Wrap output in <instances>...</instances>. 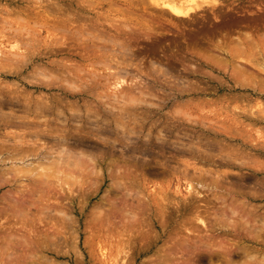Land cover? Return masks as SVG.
<instances>
[{"label": "rangeland", "instance_id": "rangeland-1", "mask_svg": "<svg viewBox=\"0 0 264 264\" xmlns=\"http://www.w3.org/2000/svg\"><path fill=\"white\" fill-rule=\"evenodd\" d=\"M41 1L0 0V211H2L0 215L5 213L2 215L5 218V215L11 212V215L7 214L6 221L0 222V253L2 250L4 253L0 256V264H18L19 261L25 264L28 262L29 264H49L50 261L54 264H108L102 253L114 254L115 259L118 258L116 259L117 264H166L160 263L166 255H169L168 263L172 261L173 264H193L194 262V264H234L232 261H236L234 259H238L237 255L241 254L238 249L231 248L235 242H238L240 247L244 245L248 252L251 251L254 254L251 253L253 256L256 254L258 258L264 256V231L262 229L264 228L263 91L261 88H258L260 93L258 89L256 92L252 91V86L246 89L233 88L234 82L230 81V68L224 69L225 72L223 67L217 68V70L212 69L210 64L202 58L203 56L198 55L202 51L201 49L210 43L207 41L213 43L221 36L224 37L225 33L226 40H228L227 38H230L231 35L235 36L234 34H236L237 36L240 32L241 34L248 32L254 36L253 38L259 40L257 42L261 41L262 45L259 48L263 58L264 42L260 36L264 34V9H262L264 0H224L225 3L231 2L234 7H238L239 13L236 11L237 9L235 12L234 10L227 12V7L224 6L226 8L223 10H226L223 15L219 16L221 22L213 18H211L213 21L210 19L211 16H214L215 10L213 13L207 9L205 12L197 10L190 17L196 20L191 22L195 27L198 26L196 29L190 24V19L189 21L186 19V22V20L178 19L166 11V3L169 0H162L163 2L157 0L155 1L156 5L154 0ZM174 1L177 2V0ZM164 3L165 5H163ZM225 13H231L234 18L231 15H225ZM226 18L229 19V23ZM207 19L211 20L213 26L208 23L211 26L208 27L205 23ZM232 20L239 22L235 24ZM197 28L202 29V32ZM189 31L192 32L188 33ZM206 31H211V34L210 32L206 34ZM200 32L204 33V37L200 36ZM216 32L223 34H219V36L216 34L218 36L216 39L213 37ZM205 36H207V41ZM193 42L195 43L192 44ZM196 47L201 48L199 52ZM177 49L178 51H176ZM204 51L206 50L204 49ZM124 52L126 53L124 54ZM257 75L263 76L261 73ZM230 96H234V98L231 97L230 100H227ZM235 98H241V100ZM242 99H244V104ZM231 100L233 103H230ZM238 101L241 102L238 103ZM40 102L43 103L42 106L45 105L41 107ZM35 103L38 107L33 106L36 105ZM46 104L48 105L46 106ZM237 106L240 107V110L237 109ZM40 109L43 112L41 111L39 115ZM74 109L79 111L75 112ZM71 110L75 114L70 112ZM35 119L40 122H35ZM28 124H32L33 127L32 125L28 127ZM36 126L37 128H35ZM208 143L210 144L208 145ZM75 149L79 152L75 153ZM125 150H128V153ZM120 151L124 154H121ZM137 154H139L138 157ZM66 155L68 157L74 155L83 157L84 155V159L82 157L80 159L85 160L86 164L90 166L84 165L85 167L79 168L80 170L73 167L74 171L72 168L69 170V166L63 162L64 167L62 164L61 166L62 160L58 159L59 157L65 158ZM75 156L74 158H78ZM57 159L60 166L57 164L58 167H54ZM132 159L136 161L133 162ZM53 162L54 164H52ZM51 165L54 168L48 170L47 168H50ZM16 167L21 170L17 172ZM54 169H58L59 174ZM120 170L121 172H119ZM66 171L68 173L73 171V177L77 176V182L69 185V188H67L68 185L65 186L67 181H64V186H60V182L64 183L61 181V177L64 179L63 174L70 175ZM45 172L47 175L49 172V175L52 173V178L40 177ZM137 173L138 175H136ZM155 174L156 176H154ZM124 176L129 181L123 178ZM89 180H92L91 183ZM116 180L120 181L119 184ZM188 184L192 185V190L190 187L187 190ZM31 189L33 194L30 193ZM135 190L136 192H134ZM23 193L24 195H22ZM221 195L227 197V203L236 205L241 201L237 207L243 211L246 209L245 217L249 218V230L255 227L256 229H253V232L250 230L249 233V231H244L246 229L236 227L235 232L234 229L231 230V225V227L228 226V229L221 226L219 228L222 229L217 228L212 232L215 239L221 240L225 244L222 252L218 251L219 257L218 254L212 255L214 251L209 252L208 248L206 250L200 247L202 256L198 258V253L194 256L192 254L193 258L196 255L194 262L192 263V259L187 262V257L192 258V256L190 257L186 247H188L187 244L191 245V240L194 244L195 235L188 234L185 229L194 228L196 225L200 228L195 219L196 215H200L201 212H204L205 216L207 210L210 212L213 207L216 211L220 210L218 208L221 203L220 200L216 201V198H222ZM19 201L20 204L17 203ZM16 204H18L17 207ZM10 205H15V210L21 208V211H15L14 207L10 209ZM119 208L121 209L118 210ZM12 212H16L13 215L17 216L20 213V218L15 216L14 218ZM132 216L133 218H131ZM135 217L136 219H134ZM227 217L230 216L227 215ZM0 219H2L1 216ZM127 219L129 221H126ZM130 219H134L135 222L132 224L133 221L131 222ZM251 221L259 223L254 222V224ZM62 222L65 223L62 224ZM237 222L240 224V220ZM126 224H130V227ZM253 224L254 226H252ZM260 227L262 230H259ZM242 230L244 232H241ZM52 232L56 233L57 236H55L58 239H62L61 243L58 242L56 247L53 245L52 249L50 246V248L45 247L44 249L45 243L43 244L42 240L46 235L53 237ZM40 234L46 235L41 238L43 236ZM4 236L10 239L6 242L7 238ZM188 236L193 238L188 239L189 242L185 241ZM29 240L31 244L28 243ZM37 240L42 241L43 246L39 245ZM24 241H27L28 244H25ZM176 243L182 245V248L185 247L187 253L177 247ZM9 244L11 245L8 247ZM115 245L125 248H118ZM104 246L107 249L102 251ZM191 246L195 248L194 245ZM29 247L31 251H27ZM24 249L28 252L27 254L24 253ZM179 249L185 254H181ZM231 250L233 253H230ZM32 251L34 252L32 253ZM114 251H120V253L116 254ZM171 251H175V253L170 254ZM238 252L240 253L238 254ZM40 253L44 255L40 258L46 260L38 259ZM28 255L31 261H28L29 258H27L25 261L28 262H25L24 259ZM33 257H35L34 260Z\"/></svg>", "mask_w": 264, "mask_h": 264}, {"label": "bare ground", "instance_id": "bare-ground-1", "mask_svg": "<svg viewBox=\"0 0 264 264\" xmlns=\"http://www.w3.org/2000/svg\"><path fill=\"white\" fill-rule=\"evenodd\" d=\"M43 1V0H42ZM41 1V2H42ZM77 1V0H76ZM155 1H157V0H154V3H155V5H156V2ZM162 1V0H161ZM165 1V0H164ZM259 1V0H258ZM261 1V0H260ZM45 2V1H44ZM49 2V1H48ZM91 2V1H90ZM139 2V1H138ZM142 2V1H141ZM153 2V1H152ZM158 2H159V0H158ZM163 2V1H162ZM230 2V1H229ZM234 2V1H233ZM40 3V2H39ZM38 3V4H39ZM89 3V2H88ZM95 3V2H94ZM137 3V2H136ZM228 3V2H227ZM225 3L224 2V0H177V2H175L174 0H169L167 3H166V6H167V8H166V11H168V13H170L171 15H173L174 17H177L178 19L180 18V19H184V20H188L189 21V19H190V24H191V22L192 21H194L195 19H192V18H190L191 16H193V14L197 11V10H204V12H205V9H207V10H211L210 12H212L213 13V11L215 10V12H214V16L212 17H210V19L211 18H213V19H215V20H219L220 21V15H223L224 13L223 12H225L224 10H226V9H224L223 10V8H226L227 7V12L229 11V10H234V12H235V10L238 12L239 11V8L237 7H234V5H233V3L231 4V2L230 3ZM244 3V2H243ZM242 3V4H243ZM254 3V2H253ZM264 3V2H263ZM55 4H57V3H55ZM141 4H143V3H141ZM236 4V3H235ZM46 5V4H45ZM59 5V4H58ZM163 5H165V3L163 4ZM162 4H160V6H163ZM233 5V6H232ZM257 5V4H256ZM258 5H260V6H262L261 4H259L258 3ZM1 6V5H0ZM41 6V5H40ZM55 6V5H54ZM79 6H81V5H79ZM84 6V5H83ZM159 6V5H158ZM224 6H226V7H224ZM236 6V5H235ZM238 6H239V4H238ZM264 6V5H263ZM39 7V6H38ZM56 7V6H55ZM58 7V6H57ZM113 7V6H112ZM136 7V6H135ZM138 7V6H137ZM248 7H250L249 5H248ZM59 8V7H58ZM262 8V7H261ZM26 9V8H25ZM54 9V8H53ZM62 9V8H61ZM164 9V8H163ZM242 9V8H241ZM260 9V8H259ZM262 9H264V7L262 8ZM29 10V9H28ZM41 10V9H40ZM46 10H47V8H46ZM115 10V9H114ZM248 10H249V8H248ZM248 10H247V12H248ZM257 10V9H256ZM23 11V10H22ZM125 11V10H124ZM253 11V10H252ZM46 13H47V11H45ZM60 12V11H59ZM65 12V11H64ZM249 12H251V11H249ZM3 13V12H2ZM39 13V12H38ZM66 13V12H65ZM114 13V12H113ZM129 13H131V12H129ZM193 13V14H192ZM222 13V14H221ZM239 13V12H238ZM263 13H264V10H263ZM31 14V13H30ZM58 14H60V13H58ZM72 14V13H71ZM208 14V13H207ZM227 14V16L228 15H231L232 16V14L231 13H225V15ZM5 15V14H4ZM14 15H15V13H14ZM61 15V14H60ZM68 15V14H67ZM6 16V15H5ZM58 16V15H57ZM62 16V15H61ZM60 16V17H61ZM64 16V15H63ZM78 16V15H77ZM206 16H208V15H206ZM231 16H230V18H231ZM235 16V15H234ZM237 16V15H236ZM245 16V15H244ZM72 17V16H71ZM71 17H67V18H71ZM82 17V16H81ZM103 17V16H102ZM224 17H226V16H224ZM239 17V16H238ZM237 17V18H238ZM16 18V17H15ZM18 18V17H17ZM21 18V17H20ZM23 18V17H22ZM30 18V17H29ZM83 18V17H82ZM131 18V17H130ZM209 18V17H208ZM229 18V17H228ZM229 18V19H230ZM232 18H234L233 16H232ZM231 18V19H232ZM79 19V18H78ZM83 19H85V18H83ZM107 19V18H106ZM121 19V18H120ZM210 19H207L206 21L207 22H205V23H207V25H208V23L209 24H212L210 21L212 20H210ZM227 19V18H226ZM226 19H224V20H226ZM229 19H227L226 21L228 22V20ZM16 20H18V19H16ZM54 20V19H53ZM58 20V19H57ZM81 20V19H80ZM104 20V19H103ZM187 20H186V22H187ZM241 20V19H240ZM7 21V20H6ZM22 21V20H21ZM85 21V20H84ZM89 21V20H88ZM109 21V20H108ZM113 21H115L114 19H113ZM182 21V20H181ZM196 21V20H195ZM194 21V22H195ZM209 21V22H208ZM213 21V20H212ZM218 21V22H219ZM222 21V20H221ZM220 21V22H221ZM232 21H234V20H232ZM255 21V20H254ZM12 22V21H11ZM34 22H35V20H34ZM48 22V21H47ZM54 22V21H53ZM68 22V21H67ZM82 22H83V20H82ZM86 22V21H85ZM95 22V21H94ZM94 22H92V23H94ZM141 22V21H140ZM215 22V21H214ZM219 22V23H220ZM226 22V23H227ZM235 22V21H234ZM239 21L237 20V22H235V24L236 23H238ZM24 23H26V22H24ZM43 24H44V20H43V22H42ZM229 23V22H228ZM227 23V24H228ZM256 23V22H255ZM264 23V22H263ZM23 24V23H22ZM41 24V23H40ZM39 24V25H40ZM189 24V26H191ZM201 24V23H200ZM199 24V25H200ZM224 24V23H223ZM232 24V23H231ZM252 24V23H251ZM28 25V24H27ZM36 25H38V24H36ZM88 25V24H87ZM204 26H206V24H203ZM216 25H217V22H216ZM239 25V24H238ZM264 25V24H263ZM31 26V25H30ZM33 26V25H32ZM70 26V25H69ZM97 26V25H96ZM116 26V25H115ZM188 26V27H189ZM192 26H194V24L192 25ZM212 26H213V24H212ZM223 26V25H222ZM225 26H228V25H225ZM57 27V26H56ZM58 27H59V25H58ZM74 27H75V25H74ZM82 27V26H81ZM195 27V26H194ZM196 27H198V26H196ZM196 27H195V29H196ZM203 27V26H202ZM208 27H211V26H209L208 25ZM264 27V26H263ZM62 28V27H61ZM85 28H88V27H85ZM89 28H90V26H89ZM93 28V27H92ZM98 28V27H97ZM128 28H130V27H128ZM140 28V27H139ZM190 28V27H189ZM218 28V27H217ZM220 28V27H219ZM15 29V28H14ZM48 29V28H47ZM65 29V28H64ZM64 29H61V30H64ZM84 29V28H83ZM91 29V28H90ZM191 29V28H190ZM257 29V28H256ZM53 30H55V29H53ZM86 30V29H85ZM197 30H200L199 28H197ZM196 30V31H197ZM217 30V29H216ZM219 30V29H218ZM217 30V31H218ZM1 31V30H0ZM94 31V30H93ZM152 31V30H151ZM183 31V30H182ZM193 31V30H192ZM192 31H189L188 33H190V32H192ZM201 32H202V29L200 30ZM244 31V30H243ZM36 32H38V31H36ZM84 32V31H83ZM125 32V31H124ZM200 32V33H201ZM208 32H210V34H211V31H208ZM207 31H206V34H209ZM238 32H240V31H238ZM10 33V32H9ZM9 33H7V34H9ZM195 33V32H194ZM204 33H205V31H204ZM203 33V34H204ZM237 33V32H236ZM252 33V32H251ZM31 34V33H30ZM70 34V33H69ZM83 34H85V33H83ZM97 34H99V33H97ZM102 34V33H101ZM199 34V33H198ZM198 34H197V36H198ZM202 33L200 34V36L201 35H203ZM205 34V35H206ZM216 34H218L217 32L216 33H214L213 35H215V36H213L214 38L216 37V39L218 38V36H219V34H218V36L216 35ZM223 33H221L220 35H222ZM226 34V33H225ZM225 34H224V37L223 36H221L222 38H225V39H222L221 37H220V39H217L216 41L214 40V42L213 43H211V41H207V36H205V38H206V41L207 42H210L211 43V45H210V43H208L207 45H206V43H205V45L206 46H204L203 47V49H201L202 47V45L200 46L201 48V52H199L200 51V49L198 48V47H196V50L199 52L198 53V55H200V56H203L202 58L203 59H205L207 62H208V64H210L209 66L212 68V69H216L217 70V68H222L223 67V70L225 69H228V68H230V71H229V73H230V81L233 83L234 82V85H232V87L234 88V87H241V88H244V89H246L247 87H251L252 86V91H257V89L258 88H261V91H263V108H264V50L262 51L263 52V58L261 57V50H260V45H262V43H261V41H260V43L259 42H257V41H259L258 39H255V38H253L254 36L253 35H250V34H248V32L246 33H244L243 34V32H242V34H241V32L240 33H238V35L236 36V34H234L235 36H233V35H231V37L230 36H228V37H230V38H227L228 40H226V37H225ZM229 34V33H228ZM231 34V33H230ZM229 34V35H230ZM241 34V35H240ZM100 35V34H99ZM148 35V34H147ZM256 35V34H255ZM28 36V35H27ZM43 36V35H42ZM56 36V35H55ZM97 36V35H96ZM104 36V35H103ZM150 36V35H149ZM197 36H195V37H197ZM6 37V36H5ZM12 37V36H11ZM59 37V36H58ZM63 37V36H62ZM92 37V36H91ZM110 37V36H109ZM184 37V36H183ZM188 37V36H187ZM187 37H186V39H187ZM203 37H204V35H203ZM210 37V36H209ZM212 37V38H213ZM260 37H262L263 38V42H264V34H263V36H260ZM29 38V37H28ZM49 38V37H48ZM67 38V37H66ZM66 38H64V39H66ZM77 38V37H76ZM104 38H105V36H104ZM121 38V37H120ZM127 38V37H126ZM189 38V37H188ZM192 38V37H191ZM204 38V39H205ZM211 38V39H212ZM96 39V38H95ZM106 39H107V37H106ZM109 39V38H108ZM260 39V38H259ZM10 40V39H9ZM92 40V39H91ZM103 40V39H102ZM105 40V39H104ZM193 40V39H192ZM199 40V39H198ZM209 40V39H208ZM27 41V40H26ZM30 41V40H29ZM34 41V40H33ZM125 41V40H124ZM203 42H204V40H202ZM201 41V42H202ZM35 42V41H34ZM94 42V41H93ZM96 42V41H95ZM101 42V41H100ZM123 42V41H122ZM128 42V41H127ZM179 42V41H178ZM182 42H184V41H182ZM195 42H198V41H195ZM195 42H193L192 44H194ZM105 43V42H104ZM111 43V42H110ZM180 43V42H179ZM259 43V44H258ZM16 44V43H15ZM24 44V43H23ZM106 44V43H105ZM109 44V43H108ZM201 44V43H200ZM204 44V43H203ZM19 45V44H18ZM170 45V44H169ZM209 45V46H208ZM30 46V45H29ZM101 46V45H100ZM116 46V45H115ZM190 46V45H189ZM22 47V46H21ZM32 47V46H31ZM30 47V48H31ZM168 47V46H167ZM192 47H194V46H192ZM209 49H208V48ZM35 48V47H34ZM104 48V47H103ZM171 48V47H170ZM173 48V47H172ZM171 48V49H172ZM190 48V47H189ZM195 48V47H194ZM199 50H198V49ZM207 48V49H206ZM262 48H263V46H262ZM57 49H59V48H57ZM102 49V48H101ZM132 49V48H131ZM186 49H188V48H186ZM204 49L206 50V51H204ZM23 50V49H22ZM54 50H56V49H54ZM124 50V49H123ZM185 50V49H184ZM28 51V50H27ZM26 51V52H27ZM50 51V50H49ZM99 51H101V50H99ZM109 51V50H108ZM107 51V52H108ZM118 51V50H117ZM176 51H178V49L176 50ZM29 52V51H28ZM52 52V51H51ZM54 52V51H53ZM104 52V51H103ZM110 52V51H109ZM119 52V51H118ZM128 52V51H127ZM174 52V51H173ZM184 52V51H183ZM190 52V51H189ZM15 53V52H14ZM116 53V52H115ZM123 53V52H122ZM126 52H124V54H125ZM176 53V52H175ZM181 53V52H180ZM191 53V52H190ZM47 54V53H46ZM51 54V53H50ZM113 54V53H112ZM128 54V53H127ZM19 55V54H18ZM32 55V54H31ZM102 56H103V54H102ZM122 56H123V54H122ZM125 56V55H124ZM178 56V55H177ZM183 56V55H182ZM21 57V56H20ZM188 57V56H187ZM2 58V57H1ZM11 58V57H10ZM114 58V57H113ZM128 58H130V57H128ZM132 58V57H131ZM130 58V59H131ZM197 58V57H196ZM32 59V58H31ZM122 59V58H121ZM106 60H107V58H106ZM117 60V59H116ZM18 61V60H17ZM24 62V61H23ZM35 62V61H34ZM104 62V61H103ZM57 63H59V62H57ZM118 63H120V62H118ZM151 63V62H150ZM154 63V62H153ZM4 64V63H3ZM10 64V63H9ZM60 64V63H59ZM101 64V63H100ZM117 64V63H116ZM161 64V63H160ZM119 65V64H118ZM207 65V64H206ZM129 66V65H128ZM22 68V67H21ZM73 68H74V66H73ZM125 68V67H124ZM4 69V68H3ZM2 69V70H3ZM8 69V68H7ZM79 69V68H78ZM160 69V68H159ZM185 69V68H184ZM1 70V71H2ZM68 70V69H67ZM167 70V69H166ZM225 70H224V72H225ZM4 71V70H3ZM2 71V72H3ZM10 71V70H9ZM38 71V70H37ZM43 71V70H42ZM59 71V70H58ZM61 71V70H60ZM77 71V70H76ZM78 71H80V70H78ZM210 71H211V69H210ZM221 71V70H220ZM6 72V71H5ZM16 72V71H15ZM33 72V71H32ZM74 72V71H73ZM95 72V71H94ZM61 73V72H60ZM63 73V72H62ZM227 73V72H226ZM263 74V76H259V75H257V74ZM9 74V73H8ZM109 74V73H108ZM123 74V73H122ZM47 75V74H46ZM54 75V74H53ZM98 75V74H97ZM31 76V75H30ZM34 76V75H33ZM63 76V75H62ZM66 76V75H65ZM69 76V75H68ZM100 76V75H99ZM36 77V76H35ZM37 77H38V75H37ZM60 77V76H59ZM103 77V76H102ZM101 78V77H100ZM31 80V79H30ZM75 80V79H74ZM91 80V79H90ZM89 80V81H90ZM47 81H48V79H47ZM109 81V80H108ZM111 81V80H110ZM30 82V81H29ZM52 82V81H51ZM31 83V82H30ZM85 83V82H84ZM55 84V83H54ZM58 84V83H57ZM114 84V83H113ZM191 84V83H190ZM63 85V84H62ZM86 85V84H85ZM254 85V86H253ZM16 86H18V85H16ZM64 86V85H63ZM70 86V85H69ZM81 86V85H80ZM96 87V86H95ZM229 87H231V86H229ZM84 88V87H83ZM69 89V88H68ZM250 89V88H249ZM198 90V89H197ZM259 90V89H258ZM121 91V90H120ZM199 91V90H198ZM260 90H259V93L261 92ZM69 92V91H68ZM250 93V92H249ZM253 93V92H252ZM244 94V93H243ZM257 94V93H256ZM262 95V94H261ZM99 96V95H98ZM229 96V95H228ZM249 96V95H248ZM251 96V95H250ZM30 97V96H29ZM221 97V96H220ZM231 97L232 96H230V98H224V99H227V100H230L231 99ZM236 97V96H235ZM241 97V96H240ZM245 97H246V95H245ZM37 98V97H36ZM122 98V97H121ZM217 98H219V97H217ZM234 98V96L232 97V99ZM24 99H26V98H24ZM126 99V98H125ZM220 99V98H219ZM235 99H237V100H241V98H235ZM234 99V100H235ZM245 99V98H244ZM244 99H242L243 100V104H244ZM112 100V99H111ZM222 100V99H221ZM260 100V99H259ZM45 101V100H44ZM61 101V100H60ZM114 101H115V99H114ZM218 101H220V100H218ZM258 101V100H257ZM43 102V101H42ZM58 103H60L59 101H57ZM56 102V103H57ZM221 102V101H220ZM233 103V100H231L230 101V103ZM235 102V101H234ZM239 102H241V101H238V103ZM249 102V101H248ZM38 103V102H37ZM37 103H35L36 105H33V106H37ZM44 103V102H43ZM43 103H39V104H41L40 106L41 107H43L42 106V104ZM62 103V102H61ZM217 103V102H216ZM222 103V102H221ZM261 103V102H260ZM21 104H23V103H21ZM55 104V103H54ZM127 104V103H126ZM16 105V104H15ZM24 105V104H23ZM48 104H46V106H47ZM106 105H108V104H106ZM225 105V104H224ZM227 105H229V104H227ZM262 105V104H261ZM17 106V105H16ZM29 106V105H28ZM40 106H39V108H40ZM56 106V105H55ZM230 106V105H229ZM233 106H234V104H233ZM236 106V105H235ZM242 106V105H241ZM247 106V105H246ZM38 107V106H37ZM51 107V106H50ZM225 107V106H224ZM238 107V106H237ZM236 107V108H237ZM58 108V107H57ZM57 108H56V110H57ZM109 108V107H108ZM121 108V107H120ZM225 108H227V106L225 107ZM229 108V107H228ZM240 107H238L237 109H239ZM249 108V107H248ZM29 109V108H28ZM34 109V108H33ZM38 109V108H37ZM42 109V108H41ZM40 109V113H39V111H37L38 113H39V115L41 114V110ZM234 109H235V107H234ZM48 110H50V109H48ZM240 110V109H239ZM251 110V109H250ZM250 110H249V112H250ZM74 111H75V109H74ZM74 111L73 110H71L70 112H72V113H74ZM77 111H79L78 109H76V111L75 112H77ZM117 111V110H116ZM262 111V110H261ZM37 112H35L36 114H37ZM43 112V111H42ZM63 112V111H62ZM61 112V113H62ZM87 112H88V110H87ZM91 112V111H90ZM96 112V111H95ZM108 112H111V111H108ZM31 113V112H30ZM33 113V112H32ZM48 113V112H47ZM80 113V112H79ZM97 113V112H96ZM172 113V112H171ZM231 113V112H230ZM239 113H241V112H239ZM36 114H34V115H36ZM75 114V113H74ZM73 114V115H74ZM111 114V113H110ZM121 114V113H120ZM119 114V115H120ZM128 114V113H127ZM175 114V113H174ZM33 115V116H34ZM43 115V114H42ZM71 115V114H70ZM116 115V114H115ZM186 115V114H185ZM25 116V115H24ZM58 116V115H57ZM61 116V115H60ZM72 116V115H71ZM70 116V117H71ZM95 116V115H94ZM100 116V115H99ZM121 116H123V115H121ZM128 116V115H127ZM127 116H126V119H127ZM135 116V115H134ZM249 116V115H248ZM252 116V115H251ZM13 117V116H12ZM64 117V116H63ZM73 117H75V116H73ZM77 117V116H76ZM118 117V116H117ZM133 117V116H132ZM14 118V117H13ZM57 118V117H56ZM55 118V119H56ZM61 118H62V116H61ZM72 118V117H71ZM88 118V117H87ZM90 118V117H89ZM121 118V117H120ZM123 118V117H122ZM121 118V119H122ZM60 119V118H59ZM91 119V118H90ZM95 119V118H94ZM124 119V118H123ZM234 119V118H233ZM15 120H16V117H15ZM36 120V119H35ZM45 120V119H44ZM44 120H42V121H44ZM72 120V119H71ZM75 120H77V119H75ZM75 120H73V121H75ZM116 120V119H115ZM37 121H39V120H36L35 122H37ZM72 121V122H73ZM102 121V120H101ZM127 121V120H126ZM263 121H264V109H263ZM19 122V121H18ZM34 122V121H33ZM35 122H34V124H35ZM40 122V121H39ZM92 122V121H91ZM23 124H25L26 123V121H25V123L24 122H22ZM28 123H31V122H28ZM65 123V122H64ZM78 123V122H77ZM132 123V122H131ZM130 123V124H131ZM33 124V123H32ZM31 124V125H32ZM15 125V124H14ZM20 125V124H19ZM31 125H29L28 124V127H30ZM41 125V124H40ZM45 125V124H44ZM73 125V124H72ZM71 125V126H72ZM21 126H23V125H21ZM20 126V127H21ZM120 126V125H119ZM119 126H117V127H119ZM32 127H33V125H32ZM31 127V128H32ZM39 127V126H38ZM122 127V126H121ZM127 127V126H126ZM24 128V127H23ZM35 128H37V126L35 127ZM44 128V127H43ZM66 128V127H65ZM25 129V128H24ZM32 129H34V128H32ZM66 129H68V128H66ZM123 129V128H122ZM121 129V130H122ZM53 130V129H52ZM55 130V129H54ZM77 130H79V129H77ZM120 130V131H121ZM128 130V129H127ZM35 131V130H34ZM60 131V130H59ZM66 131V130H65ZM57 132V131H56ZM63 132V131H62ZM71 132V131H70ZM79 132V131H78ZM122 132V131H121ZM130 132V131H129ZM32 133V132H31ZM36 133V132H35ZM46 133V132H45ZM48 133V132H47ZM127 133H128V131H127ZM38 134H40L39 133V131H38ZM37 134V135H38ZM43 135V134H42ZM56 135V134H55ZM70 135V134H69ZM126 135V134H125ZM161 135V134H160ZM31 136V135H30ZM128 136V135H127ZM35 137H38V136H35ZM53 137V136H52ZM58 138H60V137H58ZM122 138V137H121ZM60 140H62L61 138H60ZM106 140V139H105ZM110 140V139H109ZM123 140V139H122ZM130 140V139H129ZM18 141V140H17ZM65 141H67V140H65ZM77 141V140H76ZM54 142V141H53ZM56 142V141H55ZM61 142V141H60ZM74 142V141H73ZM80 142V141H79ZM64 143V142H63ZM68 143V142H67ZM131 143V142H130ZM196 143V142H195ZM31 144V143H30ZM55 144V143H54ZM147 144H148V142H147ZM210 143H208V145H209ZM212 144V143H211ZM59 145V144H58ZM64 145H66V144H64ZM127 145V144H126ZM53 146V145H52ZM51 146V147H52ZM56 146V145H55ZM147 146V145H146ZM145 146V147H146ZM59 147V146H58ZM61 147V146H60ZM70 147V146H69ZM127 147V146H126ZM129 147V146H128ZM197 147V146H196ZM195 147V148H196ZM200 147V146H199ZM33 148V147H32ZM54 148V147H53ZM136 148V147H135ZM187 148V147H186ZM188 148H191V147H188ZM211 148V147H210ZM70 149V148H69ZM83 149V148H82ZM85 149V148H84ZM83 149V150H84ZM90 149V148H89ZM111 149V148H110ZM113 149H114V147H113ZM147 149V148H146ZM201 149H206V148H201ZM209 149V148H208ZM35 150V149H34ZM72 150V149H71ZM87 150V149H86ZM130 150V149H129ZM149 150V149H148ZM200 150V149H199ZM64 151V150H63ZM68 151V150H67ZM75 151H76V149H75ZM78 151V150H77ZM77 151L75 152V153H77ZM82 151V150H81ZM126 151V150H125ZM131 152H132V150H130ZM137 151V150H136ZM145 151V150H144ZM53 152H55V151H53ZM65 152H66V149H65ZM74 152V151H73ZM79 152V151H78ZM121 152V151H120ZM127 153H128V150L126 151ZM125 152V153H126ZM198 152H200V151H198ZM204 152V151H203ZM72 153V152H71ZM86 153H88V152H86ZM113 153V152H112ZM123 152H121V154H122ZM126 153V154H127ZM236 153H238V152H236ZM31 154V153H30ZM124 154V153H123ZM196 154H197V152H196ZM226 154V153H225ZM231 154V153H230ZM234 154V153H233ZM232 154V155H233ZM65 155V154H64ZM80 155V154H79ZM79 155H74L75 157H78L79 159L82 157V155H81V157H79ZM88 155V154H87ZM135 155V154H134ZM133 155V156H134ZM147 155H149V154H147ZM202 155V154H201ZM74 156H65V158L64 157H59L58 159L59 160H62L61 162H60V165L62 164V162L64 163V164H66V165H68L69 166V170H72L73 169V167L74 168H77L78 170H80L79 168H82V167H85L84 165H87L86 163L87 162H85V160H82V159H78V158H74ZM91 156V155H90ZM89 156V157H90ZM126 156V155H125ZM131 156V155H130ZM139 156V154H137V157ZM141 156V155H140ZM143 156V155H142ZM146 156V155H145ZM12 157H14V156H12ZM84 155H83V159H84ZM124 157V156H123ZM136 157V156H135ZM147 157V156H146ZM64 158V159H63ZM72 158H74V159H72ZM133 158V157H132ZM229 158V157H228ZM56 160V164L55 165H53L54 167H58V166H60L59 165V160ZM91 159V158H90ZM129 159V158H128ZM138 159V158H137ZM133 160V159H132ZM198 160V159H197ZM196 160V161H197ZM203 160V159H202ZM82 161V162H81ZM90 161V160H89ZM96 161V160H95ZM111 161V160H110ZM110 161H109V163H110ZM124 161V160H123ZM134 161H136V160H133V162ZM139 161H141V160H139ZM84 162V163H83ZM130 162V161H129ZM94 163V162H93ZM52 164H54V162L52 163ZM58 164V166H56ZM64 164H62L63 165V167H64ZM187 164V163H186ZM197 164V163H196ZM195 164V165H196ZM47 165V164H46ZM61 165V166H62ZM65 165V166H66ZM89 165V164H88ZM88 165L86 166V167H88ZM120 165V164H119ZM188 165V164H187ZM199 165V164H198ZM71 166V167H70ZM90 166V165H89ZM96 166V165H95ZM129 166V165H128ZM183 166V165H182ZM19 167V166H18ZM54 167H52V165H51V167L50 168H47L48 170H50L51 168H54ZM108 167V166H107ZM185 167V166H184ZM188 167H190L189 165H188ZM14 168V167H13ZM17 168V167H16ZM20 168V167H19ZM19 168H17L18 170H17V172H19V170H21V169H19ZM66 168H67V166H66ZM72 168V169H71ZM118 168H120V167H118ZM127 168V167H126ZM187 168V167H186ZM185 168V169H186ZM15 169V168H14ZM26 169V168H25ZM83 169V168H82ZM89 169V168H88ZM121 169V168H120ZM125 169V168H124ZM184 169V168H183ZM13 170V169H12ZM16 170V169H15ZM55 170V169H54ZM65 170V169H64ZM67 170H68V168H67ZM68 170V171H69ZM85 170V169H84ZM91 170V169H90ZM94 170V169H93ZM119 170V169H118ZM123 170V169H122ZM129 170H130V168H129ZM191 170V169H190ZM189 170V171H190ZM56 172H57V174H59L58 172H59V170L58 169H56L55 170ZM73 171H74V169H73ZM73 171L72 172H67L66 171V173H68V174H70V175H67V174H63V178L64 179H62V177H61V181H67L66 182V184H65V182L63 183V184H61V182H60V186L61 185H63L64 186V184H65V186L67 187V185H68V187L67 188H69V185H71V184H74L75 182H77V180H76V177H73V175H74V173H73ZM86 171V170H85ZM84 171V172H85ZM96 171V170H95ZM100 171V170H99ZM109 171V170H108ZM126 171V170H125ZM146 171H148V170H146ZM185 171V170H184ZM16 172V173H17ZM80 172V171H79ZM97 172V171H96ZM119 172H121V170L119 171ZM124 172V171H123ZM177 172V171H176ZM183 172V171H182ZM206 172V171H205ZM36 173V172H35ZM34 173V174H35ZM47 172H45V173H43V174H41L40 175V177H45L46 179H48V177H50L49 179H51L52 178V173H51V175H49V173H48V175L46 174ZM61 173V172H60ZM72 173V174H71ZM113 173V172H112ZM118 173V172H117ZM125 173V172H124ZM153 173V172H152ZM179 173V172H178ZM189 173V172H188ZM187 173V174H188ZM209 173V172H208ZM54 174V173H53ZM56 174V173H55ZM95 174V173H94ZM115 174V173H114ZM129 174V173H128ZM179 174H181V173H179ZM190 174V173H189ZM194 174V173H193ZM210 174V173H209ZM24 175V174H23ZM64 175H65V177H64ZM82 175V174H81ZM88 175H90V174H88ZM110 175H111V173H110ZM122 175V174H121ZM125 175H127V174H125ZM129 175H131V174H129ZM136 175H138V173L136 174ZM211 175V174H210ZM210 175H209V177H210ZM25 176V175H24ZM57 176V175H56ZM62 176V175H61ZM97 176H99V175H97ZM152 176V175H151ZM154 176H156V174L154 175ZM186 176V175H185ZM217 176V175H216ZM36 177V176H35ZM57 177H59L60 178V176H57ZM57 177H55V178H57ZM121 177V176H120ZM144 177V176H143ZM153 177V176H152ZM159 177V176H158ZM59 178H57V179H59ZM112 178V177H111ZM117 178V177H116ZM123 178H126L125 176L123 177ZM131 178H133V177H131ZM138 178V177H137ZM211 178V177H210ZM32 179H34V178H32ZM46 179H45V181H46ZM56 179V180H57ZM127 179V178H126ZM136 179V178H135ZM187 179H189V178H187ZM200 179H202V178H200ZM95 180H97V179H95ZM120 180V179H119ZM123 180V179H122ZM128 180V179H127ZM213 180V179H212ZM59 181V180H58ZM57 181V182H58ZM90 181V180H89ZM92 181V180H91ZM91 181H90V183H91ZM117 181V180H116ZM129 181V180H128ZM49 182V181H48ZM87 182V181H86ZM115 182V181H114ZM118 182V181H117ZM120 182V181H119ZM119 182H118V184H119ZM133 182V181H132ZM203 182V181H202ZM206 182V181H205ZM213 183H214V180L212 181ZM215 182H217L216 180H215ZM59 183V182H58ZM82 183V182H81ZM125 183V182H124ZM137 183V182H136ZM197 183V182H196ZM1 184H3L2 182H1ZM94 184V183H93ZM115 184V183H114ZM190 184H192V183H190ZM190 184H188V186H187V190H189V187H190V189L192 188L191 186H190ZM15 185V184H14ZM58 185V184H57ZM89 185V184H88ZM87 185V186H88ZM125 185H126V183H125ZM129 185V184H128ZM135 185V184H134ZM194 185V184H193ZM201 185V184H200ZM203 185V184H202ZM208 185H209V183H208ZM1 186V185H0ZM116 186H118V185H116ZM121 186V185H120ZM124 186V185H123ZM196 186V185H195ZM90 187V186H89ZM88 187V188H89ZM112 187V186H111ZM198 187H199V185H198ZM116 188V187H115ZM118 188V187H117ZM131 188V187H130ZM176 188V187H175ZM17 189V188H16ZM25 189H27V188H25ZM41 189V188H40ZM74 189V188H73ZM118 189H120V188H118ZM122 189V188H121ZM196 189V188H195ZM209 189V188H208ZM81 190V189H80ZM124 190H126V189H124ZM128 190V189H127ZM192 190V189H191ZM14 191V190H13ZM39 191V190H38ZM65 191V190H64ZM74 191V190H73ZM116 191V190H115ZM129 191V190H128ZM196 191V190H195ZM21 192V191H20ZM30 192V191H29ZM33 191H32V189H31V194H33L32 193ZM41 192V191H40ZM39 192V193H40ZM67 192V191H66ZM118 192V191H117ZM124 192V191H123ZM131 192V191H130ZM133 192V191H132ZM134 192H136V190L134 191ZM19 193V192H18ZM29 193V194H30ZM73 193V192H72ZM180 193V192H179ZM19 194H21V193H19ZM28 194V195H29ZM30 194V195H31ZM36 194V193H35ZM121 194V193H120ZM196 195H198L197 193H195ZM11 195V194H10ZM22 195H24V193L22 194ZM63 195V194H62ZM67 195V194H66ZM107 195H109V194H107ZM132 195V194H131ZM137 195V194H136ZM139 195H142V194H139ZM201 194L199 193V196H200ZM223 195V194H222ZM221 195V196H222ZM13 196V195H12ZM32 196V195H31ZM217 196V195H216ZM220 196V195H219ZM218 196V197H219ZM197 197V196H196ZM201 197V196H200ZM206 197V196H205ZM24 198V197H23ZM26 198V197H25ZM186 198V197H185ZM226 196L225 197H223L222 196V198L220 197L219 199L218 198H216V201H219L220 200V207L218 208V209H220V210H218V211H216L215 209H214V207L213 208H211L209 211L210 212H208V210L207 209H205V210H207V214L204 216V212L202 213L201 212V214L200 213H197V214H200V215H196V219L195 220H197V222H198V224L200 225L199 227L200 228H198L197 227V225L194 227V228H186L185 230H187V233L188 234H192L193 236L195 235V237H194V239L193 238H189L190 236H188V238L187 239H185V241L187 240L188 241V239H193V242H194V244H192V240H191V245H194L195 246V248L193 247V246H191L190 244H187V246L188 247H186L187 248V251L189 252V254H190V257L192 256V254H193V256H194V254H197V256H198V258L200 257V256H202L201 254H203V253H200V247H203V248H208V250H209V252L210 251H214V253L212 254V255H214V256H216L217 254H218V257H219V252L218 251H220L221 250V252H222V250L225 248V244H224V242L222 243V241L221 240H217V239H215L216 237H214L213 235H212V232H213V230H216L217 228H219V227H221L222 226V228L223 227H227V229H228V226L229 227H231L232 226V228H231V230L232 229H236V227H238V228H243V229H246V230H244V231H249V233H250V230H249V225H250V223H249V221H248V219H246V214L247 213H245V211H246V209H245V211H243V210H241L240 208H238L237 207V204H239L241 201H239V203L237 202L236 203V205L235 204H233V203H227L226 202ZM139 199V198H138ZM218 199V200H217ZM237 199V198H236ZM27 200V199H26ZM59 200V199H58ZM63 200V199H62ZM61 200V201H62ZM84 200V199H83ZM149 200V199H148ZM52 202V201H51ZM101 202V201H100ZM110 202V201H109ZM215 202V201H214ZM243 202V201H242ZM17 203H19L20 204V201L19 202H17ZM57 203V202H56ZM67 203V202H66ZM106 203V202H105ZM104 203V204H105ZM122 203V202H121ZM184 203H185V201H184ZM202 203V202H201ZM208 203V202H207ZM207 203H205V204H207ZM3 204V203H2ZM51 204V203H50ZM58 204V203H57ZM114 204V203H113ZM123 204V203H122ZM164 204V203H163ZM169 204V203H168ZM241 204V203H240ZM17 205L18 204H16V207H17ZM30 205H32V204H30ZM29 205V206H30ZM37 205V204H36ZM44 205V204H43ZM66 205H68V204H66ZM112 205V204H111ZM115 205V204H114ZM124 205H125V203H124ZM188 205V204H187ZM243 205V204H242ZM8 207H9V205H7ZM15 205H10V209H12L11 207H14ZM99 206V205H98ZM122 206V205H121ZM120 206V207H121ZM163 206V205H162ZM34 207V206H33ZM58 207V206H57ZM112 207V206H111ZM3 208V207H2ZM7 208V207H6ZM30 208V207H29ZM36 208V207H35ZM96 208V207H95ZM123 208V207H122ZM139 208V207H138ZM144 208H145V206H144ZM207 208H208V206H207ZM243 208V207H242ZM14 210H15V207L13 208ZM21 209V208H20ZM20 209H18L17 208V210H20ZM32 209V208H31ZM103 209V208H102ZM105 209V208H104ZM121 208H119L118 210H120ZM163 209H165V208H163ZM212 209H214V210H212ZM257 209V208H256ZM8 210V209H7ZM17 210H15V211H17ZM23 210V209H22ZM35 210V209H34ZM70 210V209H69ZM143 210V209H142ZM168 210V209H167ZM204 210V211H205ZM21 211V210H20ZM60 211V210H59ZM108 211H109V209H108ZM128 211V210H127ZM134 211V210H133ZM160 211V210H159ZM198 211V210H197ZM242 211H243V213H242ZM1 213H2V211H0ZM5 212H6V210H5ZM28 212V211H27ZM55 212H56V210H55ZM71 212V211H70ZM123 212H125V211H123ZM178 212V211H177ZM247 212H248V210H247ZM249 212H251V211H249ZM254 212H255V210H254ZM0 213V214H1ZM9 213V212H8ZM7 213V214H8ZM11 213V212H10ZM9 213V214H10ZM23 213V212H22ZM47 213V212H46ZM110 213V212H109ZM108 213V214H109ZM150 213V212H149ZM157 213V212H156ZM164 213V212H163ZM245 213V214H244ZM257 213V212H256ZM5 214V213H4ZM4 214H2V215H4ZM6 214V215H7ZM13 214H16V212H12V215ZM28 214V213H27ZM55 214V213H54ZM62 214H64V213H62ZM114 214V213H113ZM117 214V213H116ZM127 214V213H126ZM251 214V213H250ZM2 215H0L1 217H2V219H0V222L1 221H3V220H7L8 219V215H7V217H6V215H5V218L2 216ZM11 215V214H10ZM19 215H20V213H19ZM19 215L17 216V215H13V217L15 216V217H19ZM67 214L65 213V216H66ZM167 215V214H166ZM227 215H229L230 217H227ZM236 215H238V216H236ZM249 215V214H248ZM260 215V214H259ZM102 216V215H101ZM107 216V215H106ZM114 216H116V215H114ZM161 216V215H160ZM250 216V215H249ZM248 216V217H249ZM11 217V216H10ZM12 217V218H13ZM14 217V218H15ZM63 217V216H62ZM118 217V216H117ZM126 217V216H125ZM157 217V216H156ZM163 217V216H162ZM234 217V218H233ZM254 217H255V219H257L256 218V216L254 215ZM13 218V219H14ZM20 218V217H19ZM66 218H68V217H66ZM66 218H64V219H66ZM106 218V217H105ZM116 218V217H115ZM131 218H133V216L131 217ZM139 218V217H138ZM142 218V217H141ZM233 218V219H232ZM251 218V217H250ZM17 219V218H16ZM54 219V218H53ZM63 219V220H64ZM70 219V218H69ZM123 219V218H122ZM134 219H136V217L134 218ZM133 219V220H134ZM163 219H164V217H163ZM253 220H255L254 218H252ZM38 220H40V219H38ZM61 220V219H60ZM117 220V219H116ZM132 219H130V221L132 222L133 221ZM143 220V219H142ZM240 220V224H237L238 222L237 221H239ZM251 220V219H250ZM259 220V219H258ZM54 221V220H53ZM65 221V220H64ZM70 221V220H69ZM69 221H68V223H69ZM126 221H129L128 219L126 220ZM140 221V220H139ZM145 221V220H144ZM143 221V222H144ZM260 221V220H259ZM263 220H261V222H262ZM38 222V221H37ZM46 222H49V221H46ZM59 222V221H58ZM66 222V221H65ZM65 222H62V224L63 223H65ZM114 222H116V221H114ZM125 222V221H124ZM130 222V223H131ZM135 221H133L132 222V224L134 223ZM182 222V221H181ZM237 222V223H236ZM252 223H254V222H256V221H251ZM260 222V223H261ZM17 223V222H16ZM23 223V222H22ZM34 223H36V222H34ZM125 223H129V222H125ZM166 223V222H165ZM256 223H259V222H256ZM263 223V222H262ZM11 225H13L14 223H10ZM37 224V223H36ZM41 224V223H40ZM50 224V223H49ZM66 224H67V222H66ZM97 224H98V222H97ZM255 224V223H254ZM254 224L252 225V226H254ZM264 224V223H263ZM10 225V226H11ZM45 225H46V223H45ZM44 225V226H45ZM107 225V224H106ZM126 225H129V227H130V224H126ZM135 225V224H134ZM231 225V226H230ZM3 226V225H2ZM47 226V225H46ZM49 226H51V225H49ZM109 226V225H108ZM132 226V225H131ZM137 226V225H136ZM139 226V225H138ZM189 226V225H188ZM260 226H262V225H260ZM19 227V226H18ZM52 227V226H51ZM66 227V226H65ZM96 227V226H95ZM134 227V226H133ZM140 227V226H139ZM181 227V226H180ZM183 227V226H182ZM197 227V228H196ZM234 227V228H233ZM15 228H16V225H15ZM47 228V227H46ZM116 228V227H115ZM127 228V227H126ZM136 228V227H135ZM222 228H219V229H222ZM14 229V228H13ZM18 229V228H17ZM49 229V228H48ZM63 229H64V227H63ZM66 229H67V227H66ZM100 229V228H99ZM110 229V228H109ZM118 229V228H117ZM134 229V228H133ZM143 229V228H142ZM253 229H256V227L255 228H253ZM252 229V230H253ZM263 229V231H264V228H262ZM261 229V227L259 228V230H262ZM51 230V229H50ZM49 230V231H50ZM61 230H62V228H61ZM114 230V229H113ZM127 230H128V228H127ZM131 230V229H130ZM129 230V231H130ZM184 230V231H185ZM237 230H239V229H237ZM251 230V231H252ZM11 232H12V229L10 230ZM9 231V232H10ZM138 231V230H137ZM144 231V230H143ZM240 231V230H239ZM243 230L241 231V232H244ZM254 231H256V230H254ZM9 232H6V233H8V234H10ZM16 232H17V230H16ZM28 232V231H27ZM30 232V231H29ZM73 232V231H72ZM104 232V231H103ZM127 232V231H126ZM134 232V231H133ZM141 232V231H140ZM202 232H203V234H202ZM235 232H236V230H235ZM240 232V233H241ZM246 232V233H247ZM253 232V231H252ZM2 233V232H1ZM22 233V232H21ZM26 233V232H25ZM38 233V232H37ZM53 234H54V236L53 237H47V236H49V235H46V237H45V235L43 236V234L41 235V236H43V237H41V238H44V240H42L41 242L45 245L44 246V249H45V247L47 248V247H51V249H52V246L54 245L55 247H56V245L57 244H59V243H61V241L60 240H62V239H58L56 236V233H54V232H52ZM95 233V232H94ZM109 233H110V231H109ZM121 233V232H120ZM142 233V232H141ZM255 234H256V232H254ZM4 234H5V231H4ZM12 234V233H11ZM35 234V233H34ZM52 234V235H53ZM63 234V233H62ZM248 234V233H247ZM13 235V234H12ZM32 235V234H31ZM39 235V236H40ZM56 235V236H55ZM74 235H75V233H74ZM97 235V234H96ZM122 235V234H121ZM141 235H143V234H141ZM233 235H235V234H233ZM232 235V236H233ZM38 236V237H39ZM58 236H61V235H58ZM65 236H66V233H65ZM68 236V235H67ZM129 236V235H128ZM133 236V235H132ZM146 236H148L147 234H146ZM180 236V235H179ZM185 236H186V234H185ZM224 236V235H223ZM4 237H6V236H4ZM3 237V238H4ZM20 237V236H19ZM70 237H71V235H70ZM117 237H118V235H117ZM141 237H143V236H141ZM173 237H175V236H173ZM7 238V237H6ZM6 238H5V240H6ZM26 238V237H25ZM61 238H63V237H61ZM134 238V237H133ZM180 238V237H179ZM218 238V237H217ZM229 238V237H228ZM231 238V237H230ZM238 238V237H237ZM10 239V238H9ZM8 238H7V240H6V242L9 240ZM117 239V238H116ZM126 239V238H125ZM219 239V238H218ZM227 239V238H226ZM5 240H4V242H5ZM41 240V239H40ZM128 240V239H127ZM172 240V239H171ZM238 240V239H237ZM17 241V240H16ZM36 241V240H35ZM38 241V240H37ZM70 241V240H69ZM72 241V240H71ZM129 241V240H128ZM183 241V240H182ZM185 241H183V242H185ZM236 241V240H235ZM5 242V243H6ZM11 243H12V241H10ZM19 242V241H18ZM24 242H26L25 244H31V242H30V240H29V242L27 243V241H24ZM34 242V241H33ZM32 242V243H33ZM41 242H37L39 245H42V243ZM59 242V243H58ZM63 242V241H62ZM66 242V241H65ZM130 242V241H129ZM175 242V241H174ZM181 242V241H180ZM182 242V244L184 245V243ZM189 242V241H188ZM231 242V241H230ZM88 243V242H87ZM119 244H121L120 242H118ZM187 243V242H186ZM196 243V244H195ZM7 244V243H6ZM89 244V243H88ZM127 244V243H126ZM148 245L150 244V243H147ZM172 244V243H171ZM177 244V243H176ZM11 244H9L8 245V247L10 246ZM18 245V244H17ZM23 245V244H22ZM106 245V244H105ZM128 245V244H127ZM174 245V244H173ZM178 245V244H177ZM13 246V245H12ZM24 246V245H23ZM27 246V245H26ZM25 246V247H26ZM30 246V245H29ZM43 246V245H42ZM110 246V245H109ZM115 246H117V245H115ZM168 246V245H167ZM182 245H178L177 247H180V248H182L181 247ZM190 246V247H189ZM199 246V247H198ZM233 247H231V248H235L236 250L238 249V251H241V254L240 255H237V257L239 256V258L238 259H234V260H236V261H232V263H234V264H264V262H263V260H264V258H262V257H264V256H260V258H258L257 257V254L255 255V256H253L254 254L250 251V252H248V250H246L245 249V247H244V245H242V247H240L241 245L240 244H238V242H235L233 245H232ZM246 246V245H245ZM6 247V246H5ZM17 247V246H16ZM19 247V246H18ZM49 247V248H50ZM99 247V246H98ZM106 247H107V245H106ZM112 247V246H111ZM118 247V246H117ZM146 247V246H145ZM144 247V248H145ZM176 247V248H177ZM244 247V248H243ZM2 248V247H1ZM32 248V247H31ZM110 248V247H109ZM108 248V249H109ZM116 248V247H115ZM118 248H123V247H118ZM117 248V249H118ZM125 248V247H124ZM123 248V249H124ZM193 248V249H192ZM231 248H229L228 247V249H231ZM9 249V248H8ZM10 249H12V247H10ZM38 249H39V247H38ZM103 249L105 250V249H107V248H105V246L104 247H102V251H103ZM114 249V248H113ZM151 249V248H150ZM185 249V247H183L181 250L183 251V252H185V253H187V251H186V249ZM192 251H191V250ZM202 249V248H201ZM248 249V248H247ZM2 250V249H1ZM13 250V249H12ZM55 250V249H54ZM74 250V249H73ZM112 250V249H111ZM116 250V249H115ZM120 250V249H119ZM180 250V249H179ZM180 250V252H181V254L183 253L182 251ZM191 252H190V251ZM207 250V249H206ZM236 250H235V252H236ZM252 250V249H251ZM8 251V250H7ZM26 250L24 249V253H28L27 251H31V249H30V247H29V250H27L26 252H25ZM48 251H51V250H49L48 249ZM57 251V250H56ZM56 251H54V252H56ZM66 251H68V250H66ZM101 251V252H102ZM113 251V250H112ZM111 251V252H112ZM125 251V250H124ZM203 251V250H202ZM226 251V250H225ZM6 252V251H5ZM9 252V251H8ZM13 252V251H12ZM34 251H32V253H33ZM110 252V253H111ZM115 252V251H114ZM147 252H148V250H147ZM163 252V256H165L164 255V251H162ZM256 252V251H255ZM2 253V254H1ZM0 253V256H2V255H4V253H3V250H2V252ZM79 253V252H78ZM116 254H119L120 253V251H116L115 252ZM122 253V252H121ZM173 253H175V251H171V253L170 254H173ZM179 253V252H178ZM185 253H183V254H185ZM224 253V252H223ZM230 253H233V251L231 250V252ZM240 252H238V254H239ZM251 253L253 254V255H251ZM257 253V252H256ZM25 254V255H26ZM35 254V253H34ZM37 254V253H36ZM39 254V253H38ZM140 254H142V253H140ZM166 254H167V252H166ZM180 254V255H181ZM264 254V253H263ZM10 255H12V254H10ZM42 255H43V253L41 254L40 253V255H39V258L38 259H43V258H40V256L42 257ZM102 255L106 258V260L108 261V264H117V261H116V259H118V258H116L115 259V256H114V254H106V253H102ZM121 255V254H120ZM120 255H119V257H120ZM124 255V254H123ZM122 255V256H123ZM161 255V254H160ZM188 255V254H187ZM187 255H186V257H187ZM211 255V256H212ZM7 256V255H6ZM44 256V255H43ZM169 256V255H168ZM167 255H166V257H163L162 259H161V261H160V263H166V264H169V263H171V262H169L168 263V259H167V257H168ZM175 256V255H174ZM174 256H172V257H174ZM177 256V255H176ZM183 256V255H182ZM193 256H192V258H189V256L187 257V259H186V261L188 262L189 261V259H190V261H192V263L194 262V258L196 257V255H195V257L193 258ZM210 256V257H211ZM232 256V255H231ZM8 257H10V256H8ZM14 257V256H13ZM16 257H18V256H16ZM22 257V256H21ZM30 256L28 255V257H26V259H24V261L25 260H27V258H29ZM35 257H38L37 255H35ZM35 257H33V260H34V258ZM56 257V256H55ZM124 257V256H123ZM127 257V256H126ZM129 257H130V255H129ZM178 257H181V256H178ZM184 257V256H183ZM228 257L230 258V256L228 255ZM25 258V257H24ZM45 258V257H44ZM47 258V257H46ZM213 258V257H212ZM228 258V259H229ZM232 258H234V257H232ZM13 259V258H12ZM15 259V258H14ZM22 259H23V257H22ZM31 258H29V260L28 261H31L30 260ZM122 259V258H121ZM174 259H175V257H174ZM192 259V260H191ZM231 259V258H230ZM19 260V259H18ZM20 260H21V258H20ZM36 260V259H35ZM43 260H46V259H43ZM134 260V259H133ZM224 260V259H223ZM233 260V259H232ZM13 261V260H12ZM28 261H25V262H28ZM14 262V261H13ZM18 262V261H17ZM46 262H48V261H46ZM55 262V261H54ZM59 262V261H58ZM202 262V261H201ZM226 262H227V260H226ZM20 263V261L18 262V264ZM49 264L51 263V264H54V263H52L51 261L50 262H48ZM106 263V262H105ZM119 263H120V261H119ZM124 263V262H123ZM195 263V262H194ZM193 263V264H194ZM205 263V262H204ZM224 263V262H223ZM15 264V263H14ZM17 264V263H16ZM20 264H25V263H20ZM28 264H29V262H28ZM46 264V263H45ZM55 264H59V263H55ZM61 264V263H60ZM107 264V263H106ZM171 264H173V262L171 263ZM176 264V263H175ZM184 264V263H183ZM202 264V263H201Z\"/></svg>", "mask_w": 264, "mask_h": 264}]
</instances>
